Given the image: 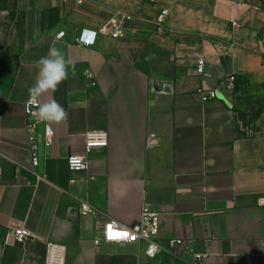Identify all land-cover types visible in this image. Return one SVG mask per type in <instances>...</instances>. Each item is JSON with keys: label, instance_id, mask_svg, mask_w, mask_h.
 <instances>
[{"label": "crops", "instance_id": "obj_1", "mask_svg": "<svg viewBox=\"0 0 264 264\" xmlns=\"http://www.w3.org/2000/svg\"><path fill=\"white\" fill-rule=\"evenodd\" d=\"M201 4L171 0L162 35L139 0H0V264H45L47 243L65 247V264H194L195 254L199 264H264V0ZM119 14L130 17L121 39L102 32L93 47L76 43ZM50 48L71 64L40 100L67 116L49 123L55 137L35 185L25 102ZM232 74L235 97L252 106L247 124L237 98L204 103L199 93ZM90 131L107 132L108 147L86 153ZM70 154L89 169L70 173ZM144 208L160 215L162 245L185 242L177 255L97 242L104 219L132 226ZM14 226L34 239L13 242Z\"/></svg>", "mask_w": 264, "mask_h": 264}, {"label": "built area", "instance_id": "obj_2", "mask_svg": "<svg viewBox=\"0 0 264 264\" xmlns=\"http://www.w3.org/2000/svg\"><path fill=\"white\" fill-rule=\"evenodd\" d=\"M65 2H73L75 5H82L84 0H64ZM143 4L150 6L155 10V28L157 34L164 35L166 32V24L171 16V0H139ZM130 17L126 14H119L111 18L100 31H91L88 29L81 30L77 44L83 47H93L96 44L99 33L106 32L114 39H121L125 35L126 22ZM65 36L64 32H60L56 39L60 40ZM196 73L199 77H203L207 64L206 58L203 56L197 60ZM236 76L228 75L221 80L213 90L206 91L203 88L199 90L200 96L204 103L214 102L219 99L218 92L224 90L235 93ZM41 103V100H40ZM39 104L30 98L25 102L26 130L28 133L29 153L31 166L28 171L33 177L30 184H39L45 181V177L40 173L39 169L44 160L47 159V153L53 145L55 137L54 130L49 123L39 121L38 116ZM86 153L93 150H103L108 147L109 136L107 132L90 131L84 135ZM67 168L70 173L86 172L89 169V162L85 157L70 154L66 160ZM1 175V170H0ZM92 212L91 206L84 203L81 208V214L87 215ZM160 232V215L158 212L148 208H144L141 212L140 219L132 226H127L114 218H106L102 223L99 231L97 242L114 244L117 246L143 245L145 254L149 258L156 257L161 252H167L171 255H177V251L184 245L181 239H170L166 245H162L158 241ZM34 235L25 227L14 226L10 228L9 238L17 243L23 244L28 240L34 239ZM204 256L195 254L194 264H199ZM45 264H65V247L54 243L46 244V260ZM246 264H252L251 258H247Z\"/></svg>", "mask_w": 264, "mask_h": 264}, {"label": "clouds", "instance_id": "obj_3", "mask_svg": "<svg viewBox=\"0 0 264 264\" xmlns=\"http://www.w3.org/2000/svg\"><path fill=\"white\" fill-rule=\"evenodd\" d=\"M70 64L71 60L67 59L64 53L57 48H50L45 56L36 61L37 79L28 89V93L30 100L39 104L37 110L39 121L52 123L66 119L67 114L58 102L52 100L40 103V98L48 92H54L61 82L68 78Z\"/></svg>", "mask_w": 264, "mask_h": 264}, {"label": "rangeland", "instance_id": "obj_4", "mask_svg": "<svg viewBox=\"0 0 264 264\" xmlns=\"http://www.w3.org/2000/svg\"><path fill=\"white\" fill-rule=\"evenodd\" d=\"M187 2V6L185 7V9H194L196 8V4L197 2H201L202 4L198 7V9H201L203 11L207 10H211L212 8H215L214 3H216L219 0H185ZM197 9V8H196ZM237 112L239 114V121L241 123L247 124L248 120L251 119L252 113L251 111L249 112V110L252 108V106L250 104H245V102L240 99V97L237 98Z\"/></svg>", "mask_w": 264, "mask_h": 264}, {"label": "water", "instance_id": "obj_5", "mask_svg": "<svg viewBox=\"0 0 264 264\" xmlns=\"http://www.w3.org/2000/svg\"><path fill=\"white\" fill-rule=\"evenodd\" d=\"M207 75H208V73L206 71L203 77H205ZM205 87L203 89L206 91H209V90L215 89L216 86H214L213 88H209V89H205ZM218 94H219V99L228 105H233L234 102L236 101V98H237V97H235L234 92L228 91V90H224L223 92L220 91V92H218Z\"/></svg>", "mask_w": 264, "mask_h": 264}, {"label": "trees", "instance_id": "obj_6", "mask_svg": "<svg viewBox=\"0 0 264 264\" xmlns=\"http://www.w3.org/2000/svg\"><path fill=\"white\" fill-rule=\"evenodd\" d=\"M239 91V88H238V80H237V77H236V81H235V93H238Z\"/></svg>", "mask_w": 264, "mask_h": 264}]
</instances>
